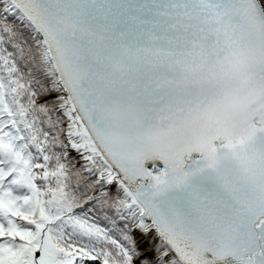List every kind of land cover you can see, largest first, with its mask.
I'll use <instances>...</instances> for the list:
<instances>
[{
	"label": "snow or ice",
	"instance_id": "1",
	"mask_svg": "<svg viewBox=\"0 0 264 264\" xmlns=\"http://www.w3.org/2000/svg\"><path fill=\"white\" fill-rule=\"evenodd\" d=\"M0 264H264V0H0Z\"/></svg>",
	"mask_w": 264,
	"mask_h": 264
},
{
	"label": "rangeland",
	"instance_id": "2",
	"mask_svg": "<svg viewBox=\"0 0 264 264\" xmlns=\"http://www.w3.org/2000/svg\"><path fill=\"white\" fill-rule=\"evenodd\" d=\"M73 155H75V154H73Z\"/></svg>",
	"mask_w": 264,
	"mask_h": 264
}]
</instances>
